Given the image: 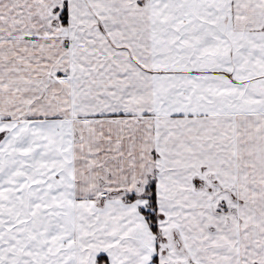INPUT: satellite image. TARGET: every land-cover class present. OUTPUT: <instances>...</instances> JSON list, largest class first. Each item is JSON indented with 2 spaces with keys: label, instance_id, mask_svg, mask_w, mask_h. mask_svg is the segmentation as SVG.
<instances>
[{
  "label": "snow or ice",
  "instance_id": "snow-or-ice-1",
  "mask_svg": "<svg viewBox=\"0 0 264 264\" xmlns=\"http://www.w3.org/2000/svg\"><path fill=\"white\" fill-rule=\"evenodd\" d=\"M0 264H264V0H0Z\"/></svg>",
  "mask_w": 264,
  "mask_h": 264
}]
</instances>
